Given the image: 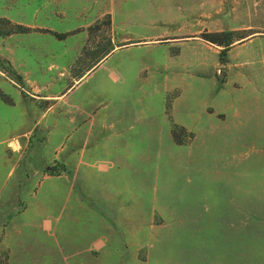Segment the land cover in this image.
<instances>
[{"label":"rangeland","instance_id":"374dc122","mask_svg":"<svg viewBox=\"0 0 264 264\" xmlns=\"http://www.w3.org/2000/svg\"><path fill=\"white\" fill-rule=\"evenodd\" d=\"M0 264H264V0H0Z\"/></svg>","mask_w":264,"mask_h":264},{"label":"trees","instance_id":"16d2710c","mask_svg":"<svg viewBox=\"0 0 264 264\" xmlns=\"http://www.w3.org/2000/svg\"><path fill=\"white\" fill-rule=\"evenodd\" d=\"M4 21H6V23L11 25V27H12L11 29H8V31L2 32L4 34L24 33V32L31 31L30 27L24 26L22 24H18V23L12 24L9 20H4ZM53 34L59 38H63L66 35L65 33L59 34L57 32H53ZM203 38L205 40L211 42V43L222 46V51H225L230 47V45L235 40L242 39V38H244V36H241V37L235 36L233 31H221V32L204 34ZM123 44H125V43H123ZM123 44H119V46L123 45ZM112 49H113V47H108V48H104L102 51L100 50L101 52L97 53L95 56V58H97V60L94 61L95 63L93 64V66L96 65V63L98 61L103 59ZM175 140L177 143L181 144L179 139H175Z\"/></svg>","mask_w":264,"mask_h":264},{"label":"crops","instance_id":"0c3cea01","mask_svg":"<svg viewBox=\"0 0 264 264\" xmlns=\"http://www.w3.org/2000/svg\"><path fill=\"white\" fill-rule=\"evenodd\" d=\"M10 21H12V20H10ZM17 23L29 27V25H28L29 23H27V22L19 21V22H17ZM30 27H31V29H33L32 27H34V26H30Z\"/></svg>","mask_w":264,"mask_h":264}]
</instances>
